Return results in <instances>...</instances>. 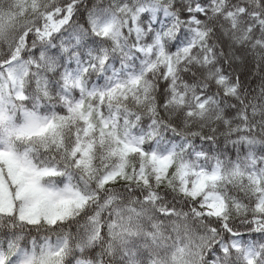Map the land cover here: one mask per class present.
I'll list each match as a JSON object with an SVG mask.
<instances>
[{
  "label": "snow or ice",
  "instance_id": "1",
  "mask_svg": "<svg viewBox=\"0 0 264 264\" xmlns=\"http://www.w3.org/2000/svg\"><path fill=\"white\" fill-rule=\"evenodd\" d=\"M0 264H264V0H0Z\"/></svg>",
  "mask_w": 264,
  "mask_h": 264
}]
</instances>
